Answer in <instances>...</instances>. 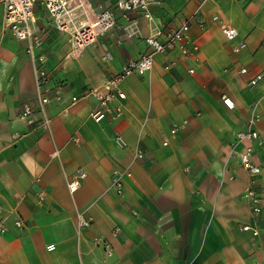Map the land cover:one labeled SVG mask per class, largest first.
<instances>
[{
  "label": "crops",
  "instance_id": "0c3cea01",
  "mask_svg": "<svg viewBox=\"0 0 264 264\" xmlns=\"http://www.w3.org/2000/svg\"><path fill=\"white\" fill-rule=\"evenodd\" d=\"M84 1L87 16L108 8L116 22L80 51L35 3L48 73L41 84L0 4V264H264V212L244 196L249 186L264 195V147L253 143L261 171L251 175L238 157L248 142L236 139L255 115L252 127L264 132V76L249 83L264 71V0H156L150 18L114 0ZM193 15L204 21L189 29L197 48L156 53L150 71L122 79L121 115L95 121L93 91L108 90L120 66L147 51V35ZM222 22L237 28L235 39ZM26 104L50 131L21 117ZM114 167L132 173L121 194L110 186ZM78 169L85 177L70 193L65 177Z\"/></svg>",
  "mask_w": 264,
  "mask_h": 264
},
{
  "label": "built area",
  "instance_id": "2783aa9c",
  "mask_svg": "<svg viewBox=\"0 0 264 264\" xmlns=\"http://www.w3.org/2000/svg\"><path fill=\"white\" fill-rule=\"evenodd\" d=\"M39 1L46 10L50 18L51 24L60 31L67 32L70 36L72 47L75 51L82 50L85 46L95 41L101 34L112 29L115 26V16L112 9H97L90 11L89 16L85 14L86 4L84 0H0V4L5 7L4 26L12 31L14 36L20 40L27 42L26 50L31 56L34 64V76L37 84H41L47 78V70L42 64L43 54L38 51L42 40L38 35L37 27L34 19V5ZM156 0H114V6L122 12L133 10H143L147 17H151L150 6ZM84 17V20L80 17ZM212 19L218 20V15H212ZM195 20L200 26H204L203 19L193 15L192 17H184L178 25L167 31L157 28L152 34L145 37L148 49L140 57L123 63L118 71L107 80L108 90L93 91L97 99V108L92 113V118L99 121L105 115L110 114L117 117L122 113V106L118 101L125 97L124 91L120 87L122 79L131 73H144L150 71L153 65L154 55L164 52L168 48L179 47L185 53H190L197 48L196 45L189 46V29L191 22ZM221 30L228 40H233L238 34L237 28L226 23L220 24ZM245 45L244 41H240L234 46L237 50ZM105 58L110 57V53H105ZM264 76V71L257 73L249 81L255 84ZM224 103L232 108L233 102L226 95H222ZM48 101L46 96L39 98L42 105ZM40 108V109H41ZM42 110V109H41ZM21 117L29 124L37 123L44 129L50 131V123L45 117H36L35 108L31 104L24 105ZM258 115L249 119L248 125L236 133L237 141H247L238 151V157L241 165L251 174L257 175L261 171V167L253 161L252 155L255 152L253 143H257L264 147V132L252 127ZM179 128V123L174 121L170 127V134H174ZM167 140H163V144ZM56 153V151H55ZM142 153L136 149L135 156L139 157ZM131 171L127 167H114L110 174V186L117 194H121L123 188V179L131 177ZM85 177V171L78 169L73 176L65 177L66 185L70 193H73L80 186L82 179ZM244 196L248 199L251 210L255 214L264 212V195L259 194L254 187L249 186L244 191ZM5 216L0 214V230L4 229ZM78 225H87L89 220L84 218L81 213L77 216ZM15 223L20 226L21 220L15 219ZM243 228H249L245 225ZM255 232V231H254ZM113 234L117 233V229L112 230ZM98 242L104 244L108 248V242L104 237L97 238ZM54 244H48L47 248L52 249Z\"/></svg>",
  "mask_w": 264,
  "mask_h": 264
}]
</instances>
